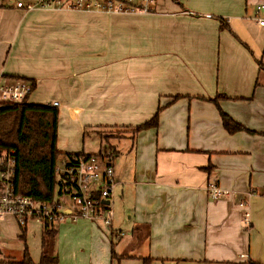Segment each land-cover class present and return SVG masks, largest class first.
Here are the masks:
<instances>
[{
    "label": "crops",
    "instance_id": "1",
    "mask_svg": "<svg viewBox=\"0 0 264 264\" xmlns=\"http://www.w3.org/2000/svg\"><path fill=\"white\" fill-rule=\"evenodd\" d=\"M8 1L0 82L26 80L29 105L57 103L61 155L88 154L94 129L119 139L104 228L117 244L103 238L97 250L80 229L62 239L56 224L46 253L58 264H264V0H156L146 14L24 12ZM217 96L249 132L224 130L208 101ZM155 114V128L133 133ZM208 182L228 195L210 198ZM16 225L0 217L5 236H19ZM4 246L0 264H23L25 250L38 264L43 251Z\"/></svg>",
    "mask_w": 264,
    "mask_h": 264
},
{
    "label": "built area",
    "instance_id": "2",
    "mask_svg": "<svg viewBox=\"0 0 264 264\" xmlns=\"http://www.w3.org/2000/svg\"><path fill=\"white\" fill-rule=\"evenodd\" d=\"M155 2L156 0H16L14 6L25 12L55 7V10L79 12L146 14L152 11ZM258 25L264 27V21L259 20ZM31 92L32 86L23 80L0 82V104L22 103L28 100ZM56 106L57 103H54L53 107ZM113 160L114 153L105 151L65 160L61 166L56 165L54 195L50 201L42 202L16 192L14 152L0 151V217L11 216L19 227L35 222L41 228H52L66 220L74 223L83 220L110 228L116 186ZM206 193L212 199L228 195V192L221 190L214 182H208ZM243 205L245 203L241 204ZM244 222H248L247 214Z\"/></svg>",
    "mask_w": 264,
    "mask_h": 264
},
{
    "label": "trees",
    "instance_id": "3",
    "mask_svg": "<svg viewBox=\"0 0 264 264\" xmlns=\"http://www.w3.org/2000/svg\"><path fill=\"white\" fill-rule=\"evenodd\" d=\"M172 1L177 2V0ZM225 27L227 26L222 23L221 28ZM259 65L261 69H264L261 64ZM219 99H225V97L217 96L208 101L218 108L224 130L229 134L249 132L220 111ZM57 121L58 110L55 107L29 105L27 101L18 104H0V151L14 152L16 172L14 183L18 194L42 202L52 199L55 191V169L58 158L61 156L56 147ZM156 126L157 114L142 126L135 128L133 133ZM90 155L65 154L64 158L72 160L79 156ZM19 228L23 230L21 238L24 239L26 227ZM55 233L53 228H42V248L46 240L50 241L54 238ZM148 262L149 259L144 260V264ZM22 263L32 264L27 250ZM38 264H58V260L42 251Z\"/></svg>",
    "mask_w": 264,
    "mask_h": 264
},
{
    "label": "rangeland",
    "instance_id": "4",
    "mask_svg": "<svg viewBox=\"0 0 264 264\" xmlns=\"http://www.w3.org/2000/svg\"><path fill=\"white\" fill-rule=\"evenodd\" d=\"M11 2H16V0H9L8 4ZM56 8L53 7V9H38V10H55ZM25 12V11H24ZM10 19L8 17H4L2 14H0V23H6L9 22ZM96 131L93 134H89L88 136L84 137L83 143L85 145V153L95 155L102 151L103 152H113L114 150V144H117L118 135L112 134L111 137L107 136L106 129L99 128L94 129ZM107 137V138H106ZM115 137V138H114ZM113 138V139H112ZM81 141V142H82ZM113 149V150H112ZM105 150V151H104ZM65 156L61 155L58 158L57 166H61V163L65 161ZM117 159L115 158V161ZM66 199V198H65ZM69 202V200H68ZM115 202L112 201V208L115 210ZM59 234L58 237L62 238L65 236L68 232H72L73 230L76 231L77 229H80L82 235L84 236L83 240H87L90 242L91 246L95 244L96 249L99 248V242L112 241V243L115 245L117 244V241L114 237L110 238L106 231H104L103 227H100L96 224L90 223L88 221H77V222H71L69 220H66L64 223L59 224ZM40 226L35 222H28L25 229V239H22V229L15 226L13 228V231H16L17 235L15 237H7L0 231V245L3 243L5 244V249L11 250L13 253H19L22 252L25 247H28L29 253H33L34 250L37 248V251H39L42 247V238H41V228ZM96 229H99L100 233H96ZM103 229V230H102ZM106 230V229H105ZM55 241L53 239L51 241H45V246L42 248L43 251L49 252L52 251V249L55 248V245H57V240ZM105 240H104V239ZM40 248V249H39Z\"/></svg>",
    "mask_w": 264,
    "mask_h": 264
},
{
    "label": "water",
    "instance_id": "5",
    "mask_svg": "<svg viewBox=\"0 0 264 264\" xmlns=\"http://www.w3.org/2000/svg\"><path fill=\"white\" fill-rule=\"evenodd\" d=\"M105 204H107V202H104Z\"/></svg>",
    "mask_w": 264,
    "mask_h": 264
}]
</instances>
